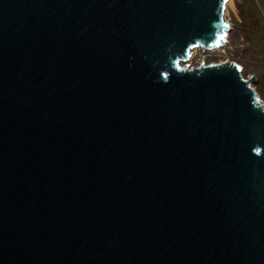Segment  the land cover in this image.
<instances>
[{"label": "water", "instance_id": "1", "mask_svg": "<svg viewBox=\"0 0 264 264\" xmlns=\"http://www.w3.org/2000/svg\"><path fill=\"white\" fill-rule=\"evenodd\" d=\"M227 0H0V264H264V102Z\"/></svg>", "mask_w": 264, "mask_h": 264}, {"label": "rangeland", "instance_id": "2", "mask_svg": "<svg viewBox=\"0 0 264 264\" xmlns=\"http://www.w3.org/2000/svg\"><path fill=\"white\" fill-rule=\"evenodd\" d=\"M226 11L230 28L224 43L211 49L194 48L187 63L196 66L202 59L207 63L227 58L238 62L244 77L255 75L250 84L264 102V0H233Z\"/></svg>", "mask_w": 264, "mask_h": 264}, {"label": "bare ground", "instance_id": "3", "mask_svg": "<svg viewBox=\"0 0 264 264\" xmlns=\"http://www.w3.org/2000/svg\"><path fill=\"white\" fill-rule=\"evenodd\" d=\"M231 3H233V0H227V3H226V7H225V13L227 12L226 10H227V7L231 4ZM227 15V14H226ZM251 83V82H250ZM252 85V84H251ZM255 89V88H254ZM256 90V89H255ZM257 95H258V93H257Z\"/></svg>", "mask_w": 264, "mask_h": 264}, {"label": "built area", "instance_id": "4", "mask_svg": "<svg viewBox=\"0 0 264 264\" xmlns=\"http://www.w3.org/2000/svg\"><path fill=\"white\" fill-rule=\"evenodd\" d=\"M192 54V53H191Z\"/></svg>", "mask_w": 264, "mask_h": 264}]
</instances>
